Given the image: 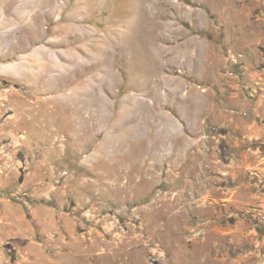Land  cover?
Listing matches in <instances>:
<instances>
[{"label": "rangeland", "instance_id": "1", "mask_svg": "<svg viewBox=\"0 0 264 264\" xmlns=\"http://www.w3.org/2000/svg\"><path fill=\"white\" fill-rule=\"evenodd\" d=\"M0 225L8 264H264V0H0Z\"/></svg>", "mask_w": 264, "mask_h": 264}, {"label": "bare ground", "instance_id": "2", "mask_svg": "<svg viewBox=\"0 0 264 264\" xmlns=\"http://www.w3.org/2000/svg\"><path fill=\"white\" fill-rule=\"evenodd\" d=\"M12 13V12H11ZM21 19H23V18H20V22H22L21 21ZM11 21L12 22H15V21H17L15 18L14 19H11ZM5 23H7V21H4ZM33 22V21H32ZM31 30V29H30ZM75 39H76V41L75 42H81L79 39V36L77 35V34H75V37H74ZM13 47V46H12ZM83 47L82 46H79L77 49H78V53L77 52H71L72 54H71V56H70V58H68V60H67V62L69 63V65L71 66H66L67 68H66V74L64 75V76H66L67 75V77H69L71 74H72V70H74L75 68H77L78 69V67H80V68H83V60L82 59H80V57H82V55H83V53H84V50L82 49ZM104 48V47H103ZM13 49V48H12ZM107 50V49H106ZM12 52V51H11ZM10 55V54H9ZM31 59V58H30ZM45 59H47L46 57H43L42 58V60H38V59H34V60H28V61H30V62H26L25 64L27 65V67L28 68H33L34 67V69L36 68L37 70L38 69H40L39 71H38V73L40 72V73H42L43 74V72L44 71H46V69L50 66L49 64L50 63H44L43 61L45 60ZM51 59V58H50ZM78 60H79V62H78ZM56 61V60H55ZM21 64H18L17 65V67L19 68V66H20ZM56 65V67H58V69L59 70H61L62 71V69L64 70V67L63 66H61V65H58V64H55ZM22 66V65H21ZM17 68V69H18ZM24 68V67H23ZM79 68V69H80ZM56 69V68H55ZM19 70V69H18ZM27 70H29V69H27ZM34 72V71H33ZM71 72V73H70ZM55 82V81H54ZM69 93V92H68ZM61 97V96H60ZM59 98V97H58ZM80 101V100H79ZM81 103V102H80Z\"/></svg>", "mask_w": 264, "mask_h": 264}, {"label": "crops", "instance_id": "3", "mask_svg": "<svg viewBox=\"0 0 264 264\" xmlns=\"http://www.w3.org/2000/svg\"><path fill=\"white\" fill-rule=\"evenodd\" d=\"M0 228H3V227L0 225ZM5 259L6 258H5V256L3 257V253L0 252V264H8V263H6V260Z\"/></svg>", "mask_w": 264, "mask_h": 264}]
</instances>
